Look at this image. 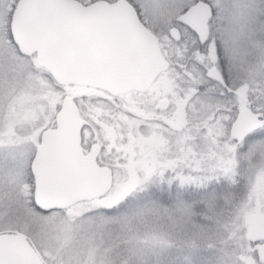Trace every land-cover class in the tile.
<instances>
[{
	"label": "snow or ice",
	"instance_id": "snow-or-ice-1",
	"mask_svg": "<svg viewBox=\"0 0 264 264\" xmlns=\"http://www.w3.org/2000/svg\"><path fill=\"white\" fill-rule=\"evenodd\" d=\"M0 264H264V0H0Z\"/></svg>",
	"mask_w": 264,
	"mask_h": 264
}]
</instances>
